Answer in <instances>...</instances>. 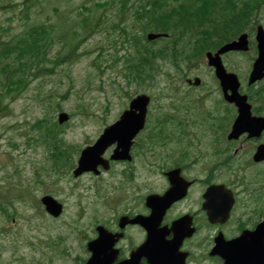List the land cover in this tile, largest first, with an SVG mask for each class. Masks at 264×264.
Here are the masks:
<instances>
[{
    "label": "rangeland",
    "instance_id": "374dc122",
    "mask_svg": "<svg viewBox=\"0 0 264 264\" xmlns=\"http://www.w3.org/2000/svg\"><path fill=\"white\" fill-rule=\"evenodd\" d=\"M12 1L17 3V6L7 9H1V6L9 4L10 1L0 2V38L2 40L15 39L25 29L35 24L49 21L55 24L61 23L55 8L61 11L69 9L70 17L76 18L75 13L72 15L71 9L75 10L83 4L84 0ZM25 7L30 8L28 15L24 11ZM111 10L112 14L107 12V15L112 19V16L117 13L115 9ZM57 27L59 28L60 24ZM139 32L138 30L137 33ZM105 38L106 35L103 32L96 34L79 50L86 53L73 57L70 63L54 66L53 63L45 62L46 67L54 66V71L50 75L35 80L30 89L11 104L12 113L0 118V133L3 134L0 153V194L8 195L5 204L10 201L11 214L15 213L13 221H8L0 213V229H4V233L0 234V264H77L71 258H75L78 254L81 244L80 231L92 234L94 219L102 222L113 218L115 212H144L142 197L136 198L124 188L114 192L119 197L120 204L115 208L110 207L109 203L115 200V195L110 194L111 189L107 188L106 177L104 178L106 182L103 178L99 179L101 189L96 193L94 187L96 179L92 176L75 180L69 179L68 175L61 179L58 174L50 173L47 170L46 148L36 144L35 140L32 141L31 146L25 144V132L30 131L29 128L38 118L43 117V110L48 109L49 103L54 108L60 105L65 112H74V117L65 133L66 141L71 144H83L87 138L94 140L98 138L102 129L113 123L123 112L124 105L129 102L135 92L152 95L153 100L158 104L159 94L165 90L166 84L170 83L164 76H159L153 84L132 83L127 90L120 89L122 86L124 88L127 86L125 84L127 77L124 74H128V71L124 70L126 65L124 57L135 55V51L130 45H125V49L128 50L119 49L121 44L117 37L116 39L113 37V41H116V48L113 49L112 38L109 40ZM161 45L158 44L157 47ZM60 51H62V44L56 42L49 49L48 59L55 60L61 54L65 56L68 53V51H62L59 54ZM236 54L231 53L229 56H237ZM116 60V66L108 68L107 65L114 64ZM158 62L162 64L163 72L173 75L174 70L169 62L161 60ZM228 64L240 73H244L245 64L248 65L249 62L246 63V57H234L228 60ZM195 76L201 77L206 84V114L213 113L220 107L215 100L220 99L221 90L208 72L205 61H202V66L190 74L189 78ZM173 78L177 80L175 76ZM40 100H43V103ZM41 104H45L44 107ZM168 107L167 112L160 115L164 120H169L172 116L170 107L177 109L174 104ZM150 109L152 111L153 106ZM58 113L54 115L55 118ZM6 114L9 113L6 112ZM181 115H189V113L182 112ZM28 136L36 137L37 134L32 132ZM210 140L211 135L206 128V148ZM12 142H17L20 148L12 146ZM78 153L79 148L70 149L71 155L75 156ZM143 164L140 161V165ZM150 164L155 165V162ZM39 179H43L45 183H40ZM112 184L111 182V187ZM18 185L29 188L32 191L31 198L24 201L13 197L12 195L19 192ZM73 191L80 193L82 198L78 199ZM51 192L64 200L68 206L65 218L58 221L50 219L46 222L36 217L28 220V217L35 212L29 206L33 202V195L40 198ZM81 208L85 211L83 212ZM59 235L61 238L59 243L50 239L52 236ZM47 242L52 244L51 249H47Z\"/></svg>",
    "mask_w": 264,
    "mask_h": 264
},
{
    "label": "flooded vegetation",
    "instance_id": "af4514ba",
    "mask_svg": "<svg viewBox=\"0 0 264 264\" xmlns=\"http://www.w3.org/2000/svg\"><path fill=\"white\" fill-rule=\"evenodd\" d=\"M189 86V90L199 89L191 84ZM202 87L206 88V84L200 85V88ZM251 104L254 115L264 117V98L256 96L251 99ZM204 121L206 123V113ZM173 141H177L178 144L172 145L171 150H169V146H159L157 147L158 152L155 154L160 166L158 174L162 178L163 186L161 188H164L160 193L165 195L170 191L172 185L167 175L170 171L178 168L181 169V176L189 183V187L186 195L168 209L167 222L171 223L180 218L182 222H192L197 233L202 232V236L197 239V246L203 249V259L199 264H222L218 256L210 255L217 234L222 232L227 240L234 239L244 229H255L258 220H254V217L261 213L264 214V192L261 193V197L257 196L258 188L251 190L253 194L246 196L247 205L241 201L247 183L251 182L247 180L246 167L255 163L254 155L260 144H264V137L249 139L247 135H244L234 141L237 145L224 146L221 159L213 167H210L208 161L206 162V127L196 131L179 124L174 131ZM145 155L146 160L150 162L149 154ZM263 164L264 161L259 165ZM258 184L255 185L258 186ZM213 187H221L215 189L214 195L216 196L219 195V192H224L226 187L235 197L232 216L237 214L234 217L235 221L229 222V225L211 226L208 222L206 193ZM239 206L244 208L237 210ZM206 228L213 229V235L206 236ZM231 228L236 230H234V234V231H230Z\"/></svg>",
    "mask_w": 264,
    "mask_h": 264
},
{
    "label": "trees",
    "instance_id": "16d2710c",
    "mask_svg": "<svg viewBox=\"0 0 264 264\" xmlns=\"http://www.w3.org/2000/svg\"><path fill=\"white\" fill-rule=\"evenodd\" d=\"M248 1L186 0L173 8L171 16H160L154 12H146L141 15V18L144 17L143 19L136 17L135 19L143 22L153 17V25L148 27H154L164 32H171L175 39L180 38V42H184L185 45L180 50L179 48L177 49L175 63L179 64L181 60L185 63H190L193 59L188 47L192 40L198 38L197 43L200 41L198 35H201L202 30H199V25L204 26L206 24L203 27V31L206 30V32H212L215 29L217 30L226 26L223 37L230 38L235 33L244 29L241 22V14L247 9ZM95 5L103 6V3L97 2ZM85 20L88 19L86 18ZM87 25L88 22H85V26ZM87 27L92 32H86L82 40L75 41L74 39L69 42L68 46L71 48L70 54L74 55L83 42L97 31L96 29H99L100 22L95 26L89 23ZM113 27L120 29L126 36L130 35L119 24H114ZM142 30L143 32L148 31L146 27H143ZM77 34L78 32H74L75 38H77ZM221 37L222 35H218V38H220L218 41L211 39L207 43L208 46L213 47L218 45L219 42L223 41V37ZM57 38L58 36L50 34L46 27L34 26L17 37L15 41H0V87L2 86V90L0 91V116L5 117L7 115L6 112H8L9 108L5 102L8 99L9 101H13L15 98H19L32 80L39 79L44 75H50L54 71V66L59 65L57 60L48 59V49ZM146 51L148 52V50ZM198 51H201V48ZM151 52H148L145 59H143L148 64L151 56L154 58L158 55L154 51ZM159 55L163 58L168 57L167 48H163ZM45 62L53 63L54 66L51 68L46 67ZM1 138L2 135L0 134V140Z\"/></svg>",
    "mask_w": 264,
    "mask_h": 264
},
{
    "label": "water",
    "instance_id": "95a60500",
    "mask_svg": "<svg viewBox=\"0 0 264 264\" xmlns=\"http://www.w3.org/2000/svg\"><path fill=\"white\" fill-rule=\"evenodd\" d=\"M151 38H156L158 36H150ZM240 45H243L242 43ZM231 46H228L225 48L222 52L230 50ZM221 52V53H222ZM211 63L214 65L220 66V61L217 59L216 61L213 60ZM264 64V51L260 54V60L258 61L257 65H255L256 73L260 71L259 65ZM254 70V72H255ZM254 74V73H253ZM218 75L221 76V74L218 71ZM256 77H262V74H254ZM253 80V76L251 78ZM196 84H199V80H196ZM222 84L224 87V90L226 92V97L231 102H236L238 106L240 107V112L242 113V116L236 123L235 127L233 128L234 135H238L241 130V123L244 121H249L250 117V108L246 104V97H242L238 94L237 88H238V81L237 78L233 75H225L222 79ZM237 84V85H236ZM236 85V90L233 91V87ZM227 89H231L233 91L232 96L227 95ZM148 104V100L146 98H139L138 100H135L132 105V111L126 112L121 120L116 123L115 125L111 126L110 128H107L105 131V134L102 136L101 140L96 144L93 148H88L86 151L83 152L82 158L80 161V169L78 173L84 171V170H95L96 166L99 163V160L95 159L94 162L92 161L90 157V152L97 151L100 153H103L105 148H107L111 143L118 142L120 147H129V142L132 139V137L143 127L145 114H146V106ZM133 109L140 110V116H136V111ZM131 119L137 120V127H134L133 130L131 126ZM232 133V134H233ZM233 136V135H232ZM231 136V137H232ZM104 149V150H103ZM102 150V151H101ZM43 203L46 205L47 210L55 215L58 216L61 213V207L56 204L52 199L45 198L43 200ZM264 232V225L260 226L258 230L252 235V239L256 238L260 233ZM255 235V236H254ZM103 241V238H101L99 241L90 243L89 248L91 252L93 253V258L89 262V264H110L111 258L110 255H108V246L105 247V244ZM263 249V248H262ZM165 250H156L150 252L149 256L151 257V261L153 264H159L157 262V258L159 256H163L166 251ZM237 252L238 256L235 257L232 252ZM244 252V246H242V239L234 241L232 243H228L223 247V257L226 260V264H264V261L257 260L256 257L251 252ZM262 254L264 256V251H262Z\"/></svg>",
    "mask_w": 264,
    "mask_h": 264
}]
</instances>
